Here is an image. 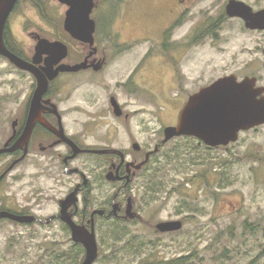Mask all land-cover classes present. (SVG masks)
I'll return each instance as SVG.
<instances>
[{
  "label": "rangeland",
  "instance_id": "obj_1",
  "mask_svg": "<svg viewBox=\"0 0 264 264\" xmlns=\"http://www.w3.org/2000/svg\"><path fill=\"white\" fill-rule=\"evenodd\" d=\"M245 1L264 6V0ZM226 2L95 0L92 18L97 23L96 37L112 62L106 79L113 83L125 78L139 51L152 49L157 55L158 49V60H154L157 56L152 59L142 73L145 87L158 83V105L147 94L146 103L127 92L120 98L130 104V109L146 110V146L158 138L161 152L131 186L135 217L117 223L100 220L97 226L95 222L99 257L94 264H138L156 256L165 260L187 256V264H264V124L242 131L236 142L226 146L199 145L194 136L163 142L162 132L177 113L176 71L182 75L183 94L209 78L232 73L243 77L254 72L264 78V32H246L238 21L227 20L223 16ZM68 8L57 0H20L9 18L8 37L30 47L34 45L30 35L40 32L77 45L64 30ZM126 46L140 47L131 54L115 53ZM112 48L115 51L111 52ZM157 65L158 74L151 70ZM32 81L30 74L18 73L0 56V147L13 130L12 123L22 110ZM163 86L165 94L161 93ZM80 94L81 90L76 91L62 103L63 108L72 110L70 120L78 116L75 106L80 104ZM105 98L99 95L92 108L102 109ZM105 116L104 121L116 127L113 141L117 148H127L131 133L112 115ZM102 134L106 132L89 134V142H96ZM8 162V158L0 160V175ZM47 163L43 152L33 151L10 171L0 189V204L42 219L57 214L59 201L77 180L67 173L54 183ZM169 220H181L183 227L160 232L156 225ZM115 223L126 232L120 241L112 236ZM140 242L145 246L135 249ZM78 245L83 246L73 240L70 227L58 219L49 223L0 220V264H74L76 258L80 264L86 251L83 246V254L78 255ZM114 251L119 255L114 257Z\"/></svg>",
  "mask_w": 264,
  "mask_h": 264
},
{
  "label": "flooded vegetation",
  "instance_id": "obj_2",
  "mask_svg": "<svg viewBox=\"0 0 264 264\" xmlns=\"http://www.w3.org/2000/svg\"><path fill=\"white\" fill-rule=\"evenodd\" d=\"M57 1L62 3L59 0ZM240 1H244L250 5L254 12L264 9V6L260 7L245 0ZM228 2L223 5V16H225L227 20L238 21L246 32H264V30L251 29L247 27L246 21L241 17H230L227 14L226 9ZM62 4L66 5L65 3ZM96 6L97 4L95 3L94 9ZM155 9L158 11V4L155 6ZM107 17L111 18L109 15H107ZM156 21L158 24V16L156 17ZM6 29L5 41L6 44L10 43V48L7 45L8 48L29 62L34 63L38 41L41 38H46L50 41H62L67 47L65 58L59 63L54 64V68H57L62 64L74 66L83 62H87L88 65L87 67L77 71H60L54 79L49 80L48 88L40 100L41 117L46 121L47 125H44L40 120L35 121L34 128L27 145L28 153L26 157L16 164L13 169L23 163L27 158L31 157L33 155V151L43 152L47 158V167L50 173V178L54 181V183L56 181H60V175L69 173L76 176L77 181L70 188L65 198L75 189H78V205H73L69 209L77 223L84 224L90 229L91 219L95 210H104L105 212V214L95 215L96 226L100 220H104L108 223L115 222L116 220H129V217H126V209L128 205V199L130 197L132 198L134 205V199L131 193V189L133 188H131V186L137 180L138 175L149 166L152 159L157 157V155L161 152L159 151L161 147L158 138H156V140L148 147L146 146V142L143 137L147 128L145 119L146 110L142 109L141 107L135 109L128 108L130 104L127 102L124 103L120 98V94L122 92H127L126 94L132 96L133 98H141L145 103L146 100L147 102L149 101L146 98L147 96H145L147 94L148 97L154 101L153 103L158 105V83H149L150 87H145L142 85V82H145L142 80V73L146 69L147 64L150 65L152 63V59L157 56V58L154 60H158V49L156 53L157 55L153 54L152 49H149V52H147V50L139 51L140 55H138V57H133L134 59L131 61V64H133L134 60L137 58L136 63H134V66L130 69L129 74L125 78L119 79L112 83L104 77L105 74L111 70L112 62L109 60V52L105 50V46L100 45L97 40V23L94 34V45L83 43L75 39L68 31L65 30L64 27L67 37L74 41L77 45L72 44L65 38L52 39L46 37L38 31L39 33L30 35V37H32L34 40V45L32 44V46L29 47V45L23 44L19 41H12L10 37H8L9 20ZM139 38L140 37H137V40H139ZM138 47L140 46H126L123 50L116 51L112 48L111 52L115 51L117 55L123 53L131 54L134 52V49ZM47 57V54H43L35 65L38 68L43 69V67L46 65ZM11 64L13 65L14 70L18 73L26 75L30 74L33 78V81L27 95L22 101V110L21 112L17 113V116L12 123L13 130L1 147H4L8 142L9 147L13 146L24 133L29 121L32 99L37 89V79L32 72L21 69L13 63ZM151 70L158 74V65L156 67H152ZM176 74L177 75L174 76V86L175 92L177 94V100H175L177 103V113L175 115L174 122L169 123L170 126H175L178 124L181 112L192 95L200 92L202 89L206 88L217 80H212L209 78L191 92L183 94L181 92L183 82H180L182 75L180 77V74L177 71ZM145 75H147V71H145ZM235 75L237 76L238 80H243L246 77H254L257 80L256 87H264L263 76L255 75L254 72L246 74L243 77H240L238 73H235ZM83 80L86 82H81ZM79 90H81V94L79 95L80 104L75 106L78 116L73 120H70L69 118L73 117L71 114L72 110L70 107L63 108L62 103L64 101L70 100L73 97L74 92ZM161 93H166L164 86L161 90ZM99 95H104L106 97L105 99L107 103L103 105V108L100 110L98 108L93 109L92 106L97 104V101H99ZM180 96H182V98H180ZM106 113L112 115V118L116 119L120 126L126 127L128 132L131 133L129 138V146L127 148L120 149L115 145L113 141V131L116 129V127L114 124L104 121ZM137 118L138 121L133 122L134 120H137ZM100 130H104L106 135H100L96 139V142H89V134L93 135L96 132H100ZM60 134H66L69 139H71L78 147L85 151H82L77 155H73L74 147L71 143L66 142ZM162 135L164 137V130ZM185 137L191 136L183 135L173 139ZM198 144L200 145L202 142L198 140ZM161 146H165L162 144V141ZM23 153L24 147L12 153H4L0 155V160L8 158V161H10V163L8 162L9 164H4H8L4 171L13 161L20 158ZM140 164L142 165L139 167L138 165ZM111 172H114L113 177H117L116 180H111L108 178V175ZM6 176L0 181V189ZM85 181L87 182L84 183ZM63 199L59 201V212L50 216V218L54 217L53 219L63 221L59 217L61 211L60 203ZM116 200H119L117 202H119L120 205L117 216L112 213ZM0 210H8L15 213L26 214L24 213L25 211L10 209L8 205L2 204H0ZM37 222L43 223L41 221ZM64 224L67 225L65 222Z\"/></svg>",
  "mask_w": 264,
  "mask_h": 264
},
{
  "label": "water",
  "instance_id": "obj_3",
  "mask_svg": "<svg viewBox=\"0 0 264 264\" xmlns=\"http://www.w3.org/2000/svg\"><path fill=\"white\" fill-rule=\"evenodd\" d=\"M19 0H0V56L6 57L11 63L21 69L30 71L37 79V89L32 99L31 112L28 124L20 139L11 147L9 142L0 148V155L12 153L24 147L23 155L0 175V181L23 160L28 153V141L33 131L36 120L44 125L46 121L41 117L40 100L48 88L49 80L54 79L60 71H77L87 67V62L70 66L62 64L54 68V64L65 58L67 47L62 41H50L41 38L36 46L34 63L29 62L11 51L5 41V31L9 17ZM69 6L64 22L65 30L72 37L90 45L95 43L96 21L91 17L95 7V0H59ZM227 14L230 17H241L246 21V26L251 29L264 30V9L254 12L252 7L240 0H229ZM43 54H47L46 65L43 69L35 64ZM256 78L246 77L238 80L235 74L226 75L217 79L211 85L192 95L183 108L177 125L164 128V140L167 142L176 136H194L210 147L228 145L236 142L242 131H247L264 124V87H256ZM15 126V124H14ZM66 142L74 147V154L85 151L78 147L66 134H60ZM143 164V163H142ZM138 165L139 167L142 165ZM114 172L108 175L111 180ZM85 181L84 183H86ZM78 189H75L60 203L59 217L70 227L72 238L75 242L85 247V258L80 264H94L99 257V244L97 241L95 220L92 218L91 229L78 224L73 214L69 211L73 205H78ZM119 204H114L112 211L116 216L120 209ZM132 198L128 199L126 217L134 218ZM105 214L104 210L93 213ZM52 218L40 219L34 215L15 213L0 210V219H8L17 223H33L41 221L49 223ZM160 232L178 231L183 227L181 220H169L158 223Z\"/></svg>",
  "mask_w": 264,
  "mask_h": 264
},
{
  "label": "trees",
  "instance_id": "obj_4",
  "mask_svg": "<svg viewBox=\"0 0 264 264\" xmlns=\"http://www.w3.org/2000/svg\"><path fill=\"white\" fill-rule=\"evenodd\" d=\"M7 30V29H6ZM6 35V34H5ZM7 45L9 46V48H10V43H7ZM12 48V47H11ZM120 220H116V223L117 222H119ZM114 224L113 225V230H112V236H113V238H114V240L115 241H120V240H122V238L123 237H125L126 236V232L125 231H123V230H121L120 228H119V225L118 224ZM131 243V242H130ZM132 244H134L133 242H132ZM143 242H140V244L138 245V246H136L135 247V249H142V247H143ZM78 246H80L79 248H78V255L79 254H83V252H84V248H83V246H81V245H78ZM145 246V245H144ZM118 252L117 251H114L113 252V255H114V257H116V254H117ZM154 254V253H153ZM117 255H119V254H117ZM159 255V254H158ZM73 261H74V264H79V259H73ZM188 263V260H187V256H182V257H178V258H176V259H169V260H165V259H162V258H158L157 256L156 257H154V259H152V260H150L149 262H140V263H138V264H187Z\"/></svg>",
  "mask_w": 264,
  "mask_h": 264
}]
</instances>
